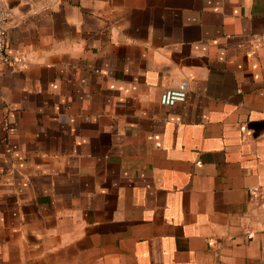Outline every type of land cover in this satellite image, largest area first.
I'll return each mask as SVG.
<instances>
[{"label":"crops","instance_id":"obj_1","mask_svg":"<svg viewBox=\"0 0 264 264\" xmlns=\"http://www.w3.org/2000/svg\"><path fill=\"white\" fill-rule=\"evenodd\" d=\"M0 6V264H264V0Z\"/></svg>","mask_w":264,"mask_h":264},{"label":"built area","instance_id":"obj_2","mask_svg":"<svg viewBox=\"0 0 264 264\" xmlns=\"http://www.w3.org/2000/svg\"><path fill=\"white\" fill-rule=\"evenodd\" d=\"M12 18V11L6 6H0V63L22 67L25 66V60L12 57L7 53V23ZM187 100V85L182 83L176 88L166 89L163 91L160 97L161 105L165 107H174L177 104L184 103ZM258 188L253 187L251 192L258 193ZM247 237L252 239L254 233L252 231L246 232Z\"/></svg>","mask_w":264,"mask_h":264}]
</instances>
